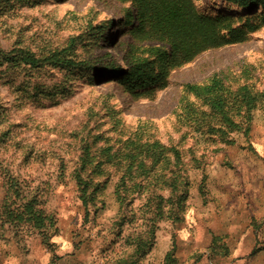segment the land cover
I'll list each match as a JSON object with an SVG mask.
<instances>
[{
	"label": "rangeland",
	"instance_id": "1",
	"mask_svg": "<svg viewBox=\"0 0 264 264\" xmlns=\"http://www.w3.org/2000/svg\"><path fill=\"white\" fill-rule=\"evenodd\" d=\"M192 1L246 30L244 39L178 65L171 45L140 26L133 0H0V264L243 257L224 234L243 222L264 227V0L250 9ZM21 47L68 51L60 65L31 69L6 59ZM145 59L164 76L141 91L125 76ZM215 78L218 110L188 90ZM182 177L189 187L180 204ZM11 179L50 217L47 239L14 224L5 203ZM84 183L98 190L89 216Z\"/></svg>",
	"mask_w": 264,
	"mask_h": 264
},
{
	"label": "trees",
	"instance_id": "2",
	"mask_svg": "<svg viewBox=\"0 0 264 264\" xmlns=\"http://www.w3.org/2000/svg\"><path fill=\"white\" fill-rule=\"evenodd\" d=\"M138 6L141 27H148L156 32L157 38L171 45L172 57L178 61V65L190 62L203 51L216 49L228 44L237 43L244 39L246 30L242 28H231L228 19L214 18L199 11L192 0H133ZM234 4H240L246 9L256 6L257 0H229ZM264 7V4H262ZM237 17V16H235ZM233 17V18H235ZM68 48L51 51L48 56H39L29 48H18L7 54L6 59L12 65H25L31 69H42L46 62L59 64L63 59L58 58L65 54ZM154 51L160 59L168 56L163 48H156ZM1 60V59H0ZM143 60L144 64L134 66L126 72L125 79L131 83L134 89L147 90L156 83L163 80L164 74L157 72L153 63ZM60 65V64H59ZM145 66V67H143ZM223 89V83L219 78L212 80L210 85H190L188 90L197 97L203 99L212 109L218 110L222 107L219 90ZM252 98V97H251ZM250 98V99H251ZM255 97H253L254 99ZM249 99V98H248ZM249 99L252 105V100ZM250 104H248L249 107ZM14 179V178H12ZM11 179V180H12ZM182 186L179 193L180 204L184 203L188 197L189 182L182 177ZM8 192L6 209L10 212V217L20 226L23 222L29 223L32 228L41 230L44 238H48L49 230L47 221L50 217L39 208L38 198L25 194L18 180H12ZM17 189V190H16ZM80 199L87 209V215L91 214L90 204L96 199L97 188L89 192L87 183L80 185L78 191ZM23 195L21 203L13 202V198ZM97 212V210L95 211ZM50 244V243H47Z\"/></svg>",
	"mask_w": 264,
	"mask_h": 264
},
{
	"label": "crops",
	"instance_id": "3",
	"mask_svg": "<svg viewBox=\"0 0 264 264\" xmlns=\"http://www.w3.org/2000/svg\"><path fill=\"white\" fill-rule=\"evenodd\" d=\"M252 215L255 216L253 213ZM224 235L228 243L226 246L230 247L229 250H236L243 256L236 264H245L246 255L254 256L251 258V264H264V227L257 231L250 224L243 222L228 229Z\"/></svg>",
	"mask_w": 264,
	"mask_h": 264
},
{
	"label": "bare ground",
	"instance_id": "4",
	"mask_svg": "<svg viewBox=\"0 0 264 264\" xmlns=\"http://www.w3.org/2000/svg\"><path fill=\"white\" fill-rule=\"evenodd\" d=\"M110 47H111V48L109 49V51H112L113 49H112V45H111V44H110Z\"/></svg>",
	"mask_w": 264,
	"mask_h": 264
}]
</instances>
